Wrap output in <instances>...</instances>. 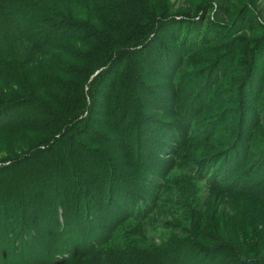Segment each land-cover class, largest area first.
<instances>
[{
  "label": "rangeland",
  "instance_id": "1",
  "mask_svg": "<svg viewBox=\"0 0 264 264\" xmlns=\"http://www.w3.org/2000/svg\"><path fill=\"white\" fill-rule=\"evenodd\" d=\"M45 19L72 25L47 35ZM106 24L111 36L128 34L114 59L96 45ZM90 60L101 62L93 76L85 72ZM3 109L0 216L10 232L20 212L56 205L65 192L76 208L70 222L97 240L73 264H235L236 248L239 261L264 263V168L256 163L264 151V0H0ZM237 138L247 142L248 160L224 175L225 160L208 155ZM39 147L49 149L27 164ZM143 147L151 170L140 163ZM94 156L103 164L93 166ZM81 158L92 167L77 165ZM23 168L20 183L12 175ZM250 171L263 177L256 187L245 186ZM59 181L64 192L54 188ZM85 185L110 214L101 229L74 221L88 215L84 204L77 209ZM125 187L143 196L127 205L119 200ZM109 198L127 207L123 217L115 219ZM137 202L143 210L132 207ZM64 218L44 225L40 241L51 251L40 264L71 256L76 236ZM6 235L0 264H38L31 247L25 259L17 237Z\"/></svg>",
  "mask_w": 264,
  "mask_h": 264
},
{
  "label": "trees",
  "instance_id": "2",
  "mask_svg": "<svg viewBox=\"0 0 264 264\" xmlns=\"http://www.w3.org/2000/svg\"><path fill=\"white\" fill-rule=\"evenodd\" d=\"M131 1L133 2V0H131ZM129 3L130 4H133L131 2H129ZM1 9L3 10L4 8L1 7ZM138 14L136 15L137 17L139 16ZM62 22H63V20H48V19H45V21H44L45 25L41 28V30H42V32H46L45 34H47V33H49V30H52V28H61L62 29V28H67V27H69V26L72 25L71 23H67V22L62 23ZM73 25H74V27H76L75 25H77V24L73 23ZM106 27L107 28L104 30V33L98 34L99 39H98L96 45L97 46H100V47H102L103 45H105L106 47H108L107 54L104 55L103 59H106V58H109V57H111V59H114L115 58V54L113 55L112 53L116 49H120L121 47L124 46L123 43L128 38L127 37L128 34L127 35L125 33L123 34V31L120 30V34H121L120 37L119 36H116L114 34L111 36V31H110L111 29L108 27V24H106ZM119 27H122V26H119ZM124 28L125 27H123V29ZM82 31H84V30H82ZM120 38H123V39L125 38V40L122 41V40H120ZM118 51H120V50H118ZM118 51H117V53H118ZM92 63L95 64V67H94V65L92 66L91 60H90L89 61V64L90 65H88L86 67L85 72H86L87 75H89L91 73V75L93 76V74L96 71V69H98L100 67L99 66L98 68H96V65H98V64L101 65V62L100 63H95V61H93ZM94 68H96V69L92 73V70ZM172 70H173L172 68H167L165 70V72H166L165 76H168V72H170ZM87 75L85 77H87ZM92 76H91V78H92ZM80 99H81V102H85L86 96H84L83 93H82V97ZM26 102L27 103L28 102L30 103L31 101H26ZM31 103H35L36 106H38V108L36 107V109H39V111L42 110L41 109V106H39L38 103L33 102V101ZM8 107L9 106H7V108ZM77 111H78V109H75L73 113L75 114V112H77ZM5 112L6 111H4V109H3L2 112H0V117H2L3 115L6 116V113ZM71 124L69 125L70 128H68V134H66V135H69V137H71L70 139H73L74 140V137L76 135L75 134H72L73 132L71 131V126H72ZM87 127L90 130V127H91L90 124ZM90 131H92V129ZM61 132L63 133V134H61L63 136L64 135V130L62 129ZM165 133H167V131H165ZM241 136L242 137L248 136V131L246 129L243 130V134L241 133ZM238 139L239 138H237L235 140V144H232V145L231 144L230 145L228 144L226 148H224L223 150H221V152L216 151L213 154H209L208 155V156H211L213 158L216 157L218 160H221V159H224L225 160L223 162L221 168H220V170L223 172L224 175H227V174L231 175V174L235 173L236 168L242 166L248 160L249 151L247 150V142L245 140L243 142L241 139H240L241 142H239V141H237ZM73 140H72V143H73ZM143 145H144V143H142V146ZM144 147H145V145H144ZM144 147L142 148V151H141L142 152V155H141V161H140V163L143 166L147 167L148 170H151L149 168H150V166L152 164V160L153 159L151 158L150 154H146L145 155V153H144ZM48 149H49V147L48 148L39 147L38 149H36V153L33 155V157H32V152H31L30 159H28L26 161V162H28L27 164H29V162L32 163V161H35V159L37 157H39V155H41V153L43 151H47ZM83 151H84V149H83ZM94 157H95L94 159L89 160V162L91 164H93V166H97V162H98V164H101L102 163L103 158L102 159H99L96 156H94ZM260 158H262V162L260 160V161H258L256 163H259L258 166L264 168V151L260 154ZM96 159H97V162H96ZM205 159H209V158L206 157ZM26 162H23V164H25ZM61 162H62V160H61ZM89 162L87 160V162L85 163L84 160H82V158H81L76 163H77V165L81 164L83 166H84V163H85V165L88 163L89 167L90 166L92 167V165ZM215 162L217 163V161H215ZM59 165H60L59 166V169H61V163ZM101 165H98V166H101ZM223 165H224V167H223ZM18 171H19L18 173H17V171H14L13 172L14 174L12 176L18 174L17 176L20 178V181L19 182L22 183V181H24L23 178L25 177V174L27 172V168H23L22 170H18ZM257 173H259V172H257ZM250 174L252 175L253 173H251V171H250ZM20 176H22V177H20ZM246 178L248 180L249 179V176H246ZM261 178H263V177L258 176V174H255V175L253 174V177H252V180L253 181H250L251 179L248 180L247 181L248 183L245 184V186L246 187H256L257 181L261 180ZM100 179H102V177ZM56 185H58V186H55L54 187L55 189H59L61 191L64 190L62 188V186H64V184H62L60 181ZM86 189L87 188H86V185H85L83 187V190H84V193H85V199L82 200V202L79 204V206H78L77 209H78V211H81L82 204H84L85 206H83V211L82 212L83 213H87L88 215L85 217V219L80 218L79 220H77L76 218H74V221L76 223H79L80 222V224H86V225L89 224L90 226H91L90 223L91 222H94L95 223V226L94 227L97 226V227H100L98 229H101L102 228L101 225L104 226L106 224V220L111 219V217L109 216L110 214H107L105 212V210H104L103 204L100 203V202H98L96 200V194H89L90 195V197H89V195L86 193ZM130 189L131 188H126L125 187V189L121 191V197L119 199V200H122L123 202L127 203V205H129V204L131 205L132 202L134 204V202H136L137 199H138L137 197L143 196V195H140L138 193L139 196L137 194V197H136V195L133 193L132 189L131 190ZM30 190H31V193H32V189H30ZM126 192H127V195H126ZM60 193H58V194H60ZM62 194L63 195H59L60 196L59 197L60 203H57L56 205H54V204L52 205L51 203L48 205L49 200H48V202L47 201L45 202V201H42L41 200L42 202H40L38 205H36L35 208L32 209V211H30V209H28V212H20V225L17 226L18 228L11 229L12 232H10V230H8L9 227H12V226H9L10 223H8V221L3 220L1 218V216H0V224L2 225V226L0 225V232H3V231L7 232V231H9V235H6L7 237H9V239L10 238L14 239L15 237H17L16 240H13V243H15L18 246L22 247V248H20V250L17 251V253L18 252H21L20 254H22L25 259H28L29 258V256L27 254H25V255L23 254L25 252V249L24 248H26V247H31L32 248V254H31L32 255V259H36V261H37L38 264H40V262H42L45 259V256L44 255L48 254L51 251V249H46L44 247V245L40 241V237L42 235V231L44 229V225H46L48 222H50L51 224L53 223L55 225L54 222H58V218L60 217V215H64V217L67 218V219L64 218L65 221H61L60 222L61 224H64V222H66V224L67 223H71L70 222V219L68 217L71 216L73 213H76V211L74 212V210L76 209L75 208V204H73V202H70L68 204L65 201V197H66L65 196L66 195L65 192L62 193ZM22 195H24L23 192H20L19 194L16 193V197H14V199H20V197ZM110 195L111 194L109 193V196ZM129 199H131V200H129ZM3 202H4V204L7 205V203H6L7 200L6 199H4ZM18 203H19L18 204V206H19L20 205V201ZM113 203L114 204H112V201H111L110 198L106 202L107 205H111V204L113 205V207H114L113 214L115 215L117 213V216H116L115 219H119V218L123 217L125 214L122 215L121 213L126 212V208L127 207L122 208L120 205H118V199L115 200ZM45 205L48 206V208H49L48 211H53L52 214H54V217H53L52 220L50 219L48 213L45 212V211H43L44 208H45ZM143 206H144L143 204H139L137 202V204L134 205V206H132V207H135V210L136 209L139 210V208L143 210ZM59 209H61V211H59ZM2 210L3 211L4 210L6 211L5 207H3ZM78 211H77V213H78ZM93 211H94V214L92 213ZM114 212H116V213H114ZM50 227H52V226H50ZM50 227L47 226L46 228L49 229ZM76 229L74 227V224L72 225V223H71L70 232H73V234H75L76 238H74V241H73L75 243V245L74 246L72 245V247L69 250H67V251H70L71 252V256L67 259L68 261L65 260L64 263H66V264H73V262L75 260H78L79 259V256L85 255L88 251H91L95 247L94 245L97 242V240H90V236H89L88 232L82 233V232H79ZM93 230L95 231V229H93ZM10 235H12V236H10ZM6 242H7V248L10 251H12V248L10 247V244L8 243L7 239H6ZM84 243L87 244V247L85 249H82L81 251L77 252L78 246L79 245H82ZM235 250H236V253L235 254L233 253V255H232V257L234 256L232 260H233V262L235 264H245L246 262H251V261L256 262V261H261L262 260L259 257H257L255 259H253V258H250V259H248V258L247 259L246 258H241L242 261L241 260L239 261L237 259L238 257H236V255H238L239 257H241V255H242L241 254V251L238 248H236ZM243 253L245 254V252H243ZM19 258H20V256H19ZM50 261H53V259H51ZM53 264H57V261L54 260L53 261ZM259 264H264V263H259Z\"/></svg>",
  "mask_w": 264,
  "mask_h": 264
}]
</instances>
